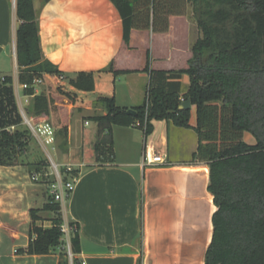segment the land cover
<instances>
[{"label":"crops","instance_id":"1","mask_svg":"<svg viewBox=\"0 0 264 264\" xmlns=\"http://www.w3.org/2000/svg\"><path fill=\"white\" fill-rule=\"evenodd\" d=\"M34 8L43 59L60 71V75H44L42 92L56 94V104L63 105L60 116L67 113L68 148H59L57 136L53 149L62 167L70 164L78 172L65 204V218L78 227V264H204L217 207L208 190L209 165L192 161L198 147L192 128L156 121L147 137L138 123L115 125L113 156L99 165L83 161V149L96 128L92 117L107 112L100 98H114L117 105L129 109L144 102L149 83V73L144 71L147 54L152 69L188 66L199 38L192 40L191 18L171 16L169 29L163 33L133 29L126 45L122 18L111 0H34ZM178 17L186 37L174 32ZM18 25L16 0H0V78L11 76L16 97L21 101L22 94L29 105L31 96H25L18 81ZM110 64L115 71L133 72L105 71ZM80 73L92 74L93 89H79L71 83ZM59 90L65 95H59ZM186 90L183 76L182 93ZM36 93L41 90L36 88ZM76 114L78 120H74ZM25 115L34 121L47 120L56 132L59 128L53 112ZM148 145L162 155L164 164L143 166ZM23 168L22 163L0 166V264H73L64 244L48 254L26 252L37 237L31 210H38L35 225L43 228L52 227L54 213L43 209L51 197L48 180H40L42 174L34 170L29 176L36 173L33 181L47 190L35 187L22 175Z\"/></svg>","mask_w":264,"mask_h":264},{"label":"trees","instance_id":"2","mask_svg":"<svg viewBox=\"0 0 264 264\" xmlns=\"http://www.w3.org/2000/svg\"><path fill=\"white\" fill-rule=\"evenodd\" d=\"M48 2L50 0H43ZM117 7L123 25V41L129 45L133 29L168 31L170 17L184 15L191 4L197 27L202 35L192 46L188 66L179 70L150 67L147 54L144 71L149 73L144 102L129 108L116 104L114 98L103 97L106 114L92 117L96 123L94 136L86 142L83 161L87 165L103 164L114 154L113 126L135 125L148 137L154 122L166 121L178 127L192 128L198 136V147L192 161L209 165L208 190L217 209L212 215V239L204 264H264V0H111ZM19 25L16 32L18 81L27 84L24 94L31 96L26 114L53 112L59 127V148H68L67 113L60 116L56 94L36 93L35 81L47 73L60 71L43 59L39 23L34 0H16ZM115 74L110 64L104 69ZM189 77V87L182 93V78ZM71 83L83 90L94 87L90 73H80ZM59 95H65L59 90ZM190 99L195 109H180ZM149 100L148 109H146ZM23 115L16 104L11 76L0 78V166L17 164L27 152L31 131L21 128ZM14 127V128H12ZM251 132L255 143L244 140ZM30 134V135H29ZM91 163V164H89ZM48 160L40 158L34 170L42 173ZM73 170L72 176L77 175ZM65 179L71 174L65 171ZM52 211L51 228L36 226V209L31 210L32 230L37 234L26 252L48 254L62 244L60 204L46 203ZM72 226H76L71 222ZM77 231L71 237L73 264L81 252Z\"/></svg>","mask_w":264,"mask_h":264},{"label":"built area","instance_id":"3","mask_svg":"<svg viewBox=\"0 0 264 264\" xmlns=\"http://www.w3.org/2000/svg\"><path fill=\"white\" fill-rule=\"evenodd\" d=\"M60 78H63L61 75ZM42 83V79H37L35 81V86L37 84ZM20 89L24 91V89L28 88L27 84H20ZM28 96L29 95H25ZM149 100L147 102L146 109H148ZM21 113L24 118V123L28 125L31 135L39 142V144L45 149L48 145L54 146L56 143V129L45 119L34 121L32 118H28L24 110L21 109ZM14 128V127H12ZM51 168L53 169L54 180L50 183V192L51 199L53 202L60 204V214L62 216V222L60 224V230L62 232V240L67 242V247L69 251V255L72 259L73 254L71 251V237L77 231L76 226H72L71 222H69L65 218V204L67 199L72 195L76 181L78 179V175H73L72 172L74 170L73 166L68 164L65 166V171L67 174H71L70 177L65 179V173L62 174L60 170V165L57 164L51 157ZM166 161L162 157V155L157 154L150 148L148 145L145 149L144 158H143V166H150L155 164H164ZM33 180H37V174H33ZM82 264H86L84 261Z\"/></svg>","mask_w":264,"mask_h":264},{"label":"rangeland","instance_id":"4","mask_svg":"<svg viewBox=\"0 0 264 264\" xmlns=\"http://www.w3.org/2000/svg\"><path fill=\"white\" fill-rule=\"evenodd\" d=\"M186 15H188L190 18H191V21L193 23V31H192V40H196L197 37H200L202 35L201 31L199 30V28L197 27V24H196V20H195V17L193 15V8H192V5L191 4H188L187 5V10H186ZM184 14V15H185ZM177 21V25L178 27L175 28V33L179 36V37H183L185 36L186 37V28L183 27L181 25V21H183L181 19V17H178V19H175ZM175 27H176V23H175ZM184 83L185 85H187V89L189 87V77L188 75H184ZM37 89L41 90L42 92V89L45 88V85H42L41 83L37 84L36 86ZM187 91V90H186ZM20 98H21V101L16 97V104L19 108V110L21 111V109L25 111L26 113V109L29 105H27L28 103H24V99L22 97V94H20ZM21 105L23 106V108L21 107ZM28 115V114H27ZM78 115L76 114L75 115V119L74 120H78L77 119ZM196 122V115H195V109L193 108L192 109V119H191V122ZM21 128H29L27 124L23 123L21 125ZM30 135V134H29ZM30 139H29V153L27 152V154L23 155V156H19L18 157V161H17V164H24V168H23V172H22V175H27L28 176V181L29 183H32L36 186H38L39 188H42L43 190H47L45 185L44 186H41V183L40 182H35L33 181V178L32 176L30 177L29 175H31V172L34 171V164L37 160H39L40 158L44 159V160H48V168L45 170V173L43 171V173H41L42 175H40V180H48V183L50 184L53 180H54V174H53V169L51 168V159L50 157L57 163L60 165V160H59V157L57 155V152L53 149V146L52 145H48L45 149L39 144V142L32 136L30 135L29 136ZM244 140L250 144H254L255 143V138L253 136V134L251 132H246L244 134ZM60 141L57 140V144L58 142ZM57 147V146H56ZM60 167V170L62 172V174L64 175L65 173V167H62L61 165L59 166ZM33 174V173H32ZM42 182V181H41ZM43 196V195H41ZM62 244H64V251L66 253V256H67V259L72 261L70 258V255H69V251H68V247L66 246L67 245V242L65 240H62Z\"/></svg>","mask_w":264,"mask_h":264},{"label":"water","instance_id":"5","mask_svg":"<svg viewBox=\"0 0 264 264\" xmlns=\"http://www.w3.org/2000/svg\"><path fill=\"white\" fill-rule=\"evenodd\" d=\"M191 106H192L191 100L187 99L182 102V104L180 105V109H190ZM127 113L131 115H136V111L134 109H129Z\"/></svg>","mask_w":264,"mask_h":264}]
</instances>
